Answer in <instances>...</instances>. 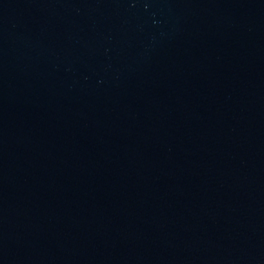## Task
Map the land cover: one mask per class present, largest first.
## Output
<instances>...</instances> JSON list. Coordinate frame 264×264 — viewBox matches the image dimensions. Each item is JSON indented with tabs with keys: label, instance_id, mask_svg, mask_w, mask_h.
Returning <instances> with one entry per match:
<instances>
[{
	"label": "water",
	"instance_id": "obj_1",
	"mask_svg": "<svg viewBox=\"0 0 264 264\" xmlns=\"http://www.w3.org/2000/svg\"><path fill=\"white\" fill-rule=\"evenodd\" d=\"M0 264H264V0H0Z\"/></svg>",
	"mask_w": 264,
	"mask_h": 264
}]
</instances>
